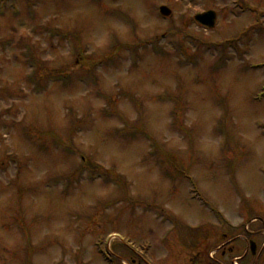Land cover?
Wrapping results in <instances>:
<instances>
[{"label":"rangeland","instance_id":"rangeland-1","mask_svg":"<svg viewBox=\"0 0 264 264\" xmlns=\"http://www.w3.org/2000/svg\"><path fill=\"white\" fill-rule=\"evenodd\" d=\"M252 66L264 0H0V264H99L100 240L123 254L114 233L189 257L175 225L205 256L209 210L264 211Z\"/></svg>","mask_w":264,"mask_h":264},{"label":"flooded vegetation","instance_id":"flooded-vegetation-1","mask_svg":"<svg viewBox=\"0 0 264 264\" xmlns=\"http://www.w3.org/2000/svg\"><path fill=\"white\" fill-rule=\"evenodd\" d=\"M246 221L208 228L206 255L189 257H109L114 264H264V211L248 206ZM127 250V249H126ZM127 253L133 255V251ZM81 264V263H79Z\"/></svg>","mask_w":264,"mask_h":264},{"label":"water","instance_id":"water-1","mask_svg":"<svg viewBox=\"0 0 264 264\" xmlns=\"http://www.w3.org/2000/svg\"><path fill=\"white\" fill-rule=\"evenodd\" d=\"M160 14L164 17L170 16V11L166 8H160ZM195 21L207 29H212L215 25V15L212 12L195 17Z\"/></svg>","mask_w":264,"mask_h":264}]
</instances>
